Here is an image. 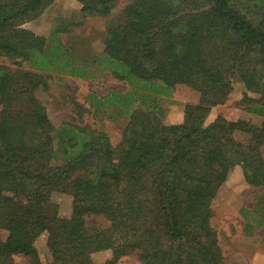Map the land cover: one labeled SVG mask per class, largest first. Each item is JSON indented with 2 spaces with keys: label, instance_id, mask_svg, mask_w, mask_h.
Masks as SVG:
<instances>
[{
  "label": "trees",
  "instance_id": "16d2710c",
  "mask_svg": "<svg viewBox=\"0 0 264 264\" xmlns=\"http://www.w3.org/2000/svg\"><path fill=\"white\" fill-rule=\"evenodd\" d=\"M54 1L0 0V264H45L42 238L49 264H231L213 217L237 167L264 191V0H77L106 21L88 56L24 26ZM97 71L131 89L73 96L55 125L36 91ZM237 80L261 122L208 123ZM169 99L186 103L181 120ZM88 113L129 119L115 142ZM263 196L241 209L249 229L264 227Z\"/></svg>",
  "mask_w": 264,
  "mask_h": 264
},
{
  "label": "rangeland",
  "instance_id": "374dc122",
  "mask_svg": "<svg viewBox=\"0 0 264 264\" xmlns=\"http://www.w3.org/2000/svg\"><path fill=\"white\" fill-rule=\"evenodd\" d=\"M24 26L46 35L48 38L55 33L68 44L75 42L83 56L99 54L104 47L105 18L84 16L81 12V4L77 0H55L39 17L26 22ZM113 88L131 89L128 82L114 77L108 71H97L93 78L56 72L51 73L49 88L38 89L36 95L47 106L55 125H59L63 121L72 120L76 115L73 112L71 97L74 96L79 101L90 105L87 100L92 92L104 96ZM246 91V86L242 81H235L229 98L226 102L212 108L207 122L210 123L219 115H224L229 119L245 118L257 124L260 123L262 117L249 111V103L245 101ZM249 95L251 97L258 96L254 92H249ZM185 104L184 101L169 99L167 121L181 120ZM85 119L87 122L97 124L99 128L107 130L112 139L117 142L129 116L114 118L110 114L88 113L85 115ZM240 138H244V135H241ZM230 186L229 196L218 203L213 217L214 223L221 231L224 249L230 257L231 264H264V227L247 228L248 223L241 212L245 206H254L264 195V191L261 190V187L250 186L241 167H237L233 173ZM53 199L59 203L61 215L69 216L71 214L72 198L70 196L55 193ZM7 234L5 230L0 229L1 237H6ZM38 246L44 263L49 264L51 256L46 239L42 238ZM19 260L24 261L22 258Z\"/></svg>",
  "mask_w": 264,
  "mask_h": 264
}]
</instances>
